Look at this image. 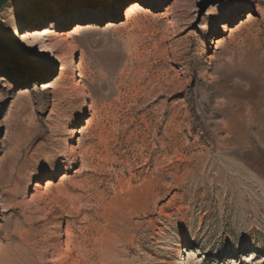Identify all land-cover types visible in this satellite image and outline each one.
<instances>
[{
    "label": "rangeland",
    "instance_id": "1",
    "mask_svg": "<svg viewBox=\"0 0 264 264\" xmlns=\"http://www.w3.org/2000/svg\"><path fill=\"white\" fill-rule=\"evenodd\" d=\"M136 1L1 9L0 264H264V0Z\"/></svg>",
    "mask_w": 264,
    "mask_h": 264
},
{
    "label": "bare ground",
    "instance_id": "2",
    "mask_svg": "<svg viewBox=\"0 0 264 264\" xmlns=\"http://www.w3.org/2000/svg\"><path fill=\"white\" fill-rule=\"evenodd\" d=\"M142 0H137L136 5L132 6L125 14H123L124 17L130 18L133 15H137L140 13H149L150 9L149 7L142 6L141 3ZM76 16H80L83 18H89L91 20H96L100 16H103L107 13L105 9H100V10H94L93 8H89L83 11L77 12ZM75 17V16H74ZM72 17L70 16H64L62 19H58L57 21H54L51 23L52 25L42 28V29H27L23 32L18 31L16 27L11 30V32L3 37V42L10 44L11 47L17 49V50H22V46L25 47H30L32 42L42 40V39H47L50 40L51 37H57L60 38L61 40H67L71 37L84 34V33H94L97 30L99 31H106L110 29L113 25L111 23L112 21H109V23L105 26H100L97 24H80L76 29L70 30V31H64V30H59L56 26L62 21H70ZM114 22V21H113ZM100 28V29H97ZM56 38V39H57ZM51 47L53 46L52 43H48ZM47 44V45H48ZM25 45V46H24ZM46 47V46H45ZM45 50V49H42Z\"/></svg>",
    "mask_w": 264,
    "mask_h": 264
},
{
    "label": "water",
    "instance_id": "3",
    "mask_svg": "<svg viewBox=\"0 0 264 264\" xmlns=\"http://www.w3.org/2000/svg\"><path fill=\"white\" fill-rule=\"evenodd\" d=\"M9 2V0H0V11Z\"/></svg>",
    "mask_w": 264,
    "mask_h": 264
}]
</instances>
